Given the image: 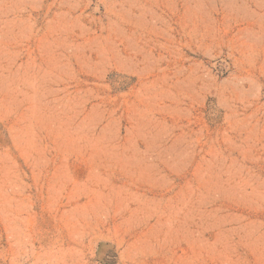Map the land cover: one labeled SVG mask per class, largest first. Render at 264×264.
Listing matches in <instances>:
<instances>
[{
    "label": "rangeland",
    "instance_id": "374dc122",
    "mask_svg": "<svg viewBox=\"0 0 264 264\" xmlns=\"http://www.w3.org/2000/svg\"><path fill=\"white\" fill-rule=\"evenodd\" d=\"M0 264H264V0H0Z\"/></svg>",
    "mask_w": 264,
    "mask_h": 264
}]
</instances>
